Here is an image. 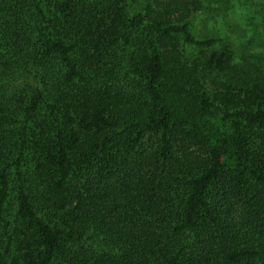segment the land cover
<instances>
[{"label": "trees", "instance_id": "1", "mask_svg": "<svg viewBox=\"0 0 264 264\" xmlns=\"http://www.w3.org/2000/svg\"><path fill=\"white\" fill-rule=\"evenodd\" d=\"M206 3L0 0V264H264V54Z\"/></svg>", "mask_w": 264, "mask_h": 264}, {"label": "rangeland", "instance_id": "2", "mask_svg": "<svg viewBox=\"0 0 264 264\" xmlns=\"http://www.w3.org/2000/svg\"><path fill=\"white\" fill-rule=\"evenodd\" d=\"M208 1L210 0H203L205 3ZM205 6V11L193 19L192 32L197 38L204 36L224 38L225 44L220 48V52L219 46L218 52L216 51L218 57L226 58L234 55L236 57L244 51L255 56L264 54L263 0H228L226 15L224 10L215 9L212 2L209 4V11L207 3ZM212 8L215 10H211ZM209 12H212L210 15L218 13L222 17L217 15L208 18ZM234 51L235 53L232 54Z\"/></svg>", "mask_w": 264, "mask_h": 264}]
</instances>
